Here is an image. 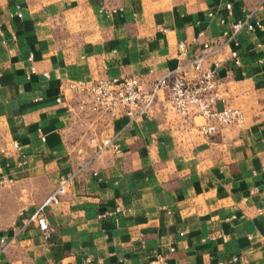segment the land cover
<instances>
[{
    "label": "crops",
    "instance_id": "obj_1",
    "mask_svg": "<svg viewBox=\"0 0 264 264\" xmlns=\"http://www.w3.org/2000/svg\"><path fill=\"white\" fill-rule=\"evenodd\" d=\"M226 1L232 21L259 0H0V203L13 207L0 264H264V3L252 15L262 28L237 35L240 65L229 45L215 55L217 91L242 126L205 137L163 91L127 124L68 88L130 75L148 86L176 66L178 40L202 32L189 54L223 41ZM111 135L118 151L92 157L90 139ZM77 169L44 208L43 235L28 217Z\"/></svg>",
    "mask_w": 264,
    "mask_h": 264
},
{
    "label": "built area",
    "instance_id": "obj_2",
    "mask_svg": "<svg viewBox=\"0 0 264 264\" xmlns=\"http://www.w3.org/2000/svg\"><path fill=\"white\" fill-rule=\"evenodd\" d=\"M263 3L264 0H259L253 10L235 20L227 21L226 18L232 14V3L224 2L225 15L217 17L219 24L227 25V28L221 32L223 41L221 43L210 40L202 41L199 49L189 54V45L196 42L202 32L191 38L190 42L184 39L178 40L175 55L176 66L173 70L154 78L148 86H143L137 75H130L102 76L91 81L75 80L69 82L68 88L81 97L82 107L92 111L104 112L109 118L124 117L127 124L139 121L146 116L159 92L163 91L166 93L174 114L202 118L203 123L199 125L198 131L205 137H209L219 128L242 126L243 114L241 110L226 103L217 91L215 64L220 60L216 59L215 55L222 46L229 45L230 49L227 54L229 61L234 67L240 65L237 35L242 30L253 32L262 28L261 23L252 18V15ZM16 15L20 16V13L16 12ZM207 16L212 17L213 13L207 12ZM209 58L212 60L208 61ZM27 59H31V54L28 55ZM263 59L264 57H261L256 61L261 62ZM206 62H208L207 65H205ZM33 69L30 67L29 70L32 72ZM43 76L46 77L47 74L43 73ZM55 102H60L59 96L55 98ZM218 103H221L220 107H217ZM43 139L44 137L40 136V140L43 141ZM90 142L94 144L92 157L107 148L114 152L118 151V143L115 141L114 135L103 136L98 140L91 138ZM10 146L16 152L19 150L16 140H11ZM4 151L5 149L0 147V152ZM91 158L86 159L80 168L87 166ZM79 169L67 176L60 177L54 190L28 217V221L34 222L43 235L48 229L43 213L44 208L58 203L59 197L72 184ZM113 210L118 211V207ZM7 243L8 241L0 239L1 250Z\"/></svg>",
    "mask_w": 264,
    "mask_h": 264
},
{
    "label": "rangeland",
    "instance_id": "obj_3",
    "mask_svg": "<svg viewBox=\"0 0 264 264\" xmlns=\"http://www.w3.org/2000/svg\"><path fill=\"white\" fill-rule=\"evenodd\" d=\"M3 195L4 196L6 195L5 187L0 188V196H3ZM20 205H21V202H20V204L15 202L13 204L14 210L16 211L19 208ZM12 208H13L12 204H7L5 202L4 203H0V227H3L6 224L8 218L10 217Z\"/></svg>",
    "mask_w": 264,
    "mask_h": 264
}]
</instances>
